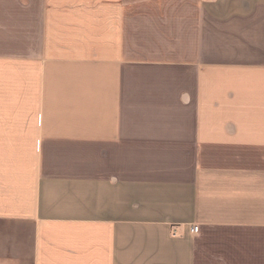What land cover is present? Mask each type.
Returning a JSON list of instances; mask_svg holds the SVG:
<instances>
[{"label": "crops", "instance_id": "0c3cea01", "mask_svg": "<svg viewBox=\"0 0 264 264\" xmlns=\"http://www.w3.org/2000/svg\"><path fill=\"white\" fill-rule=\"evenodd\" d=\"M0 264H264V0H0Z\"/></svg>", "mask_w": 264, "mask_h": 264}, {"label": "built area", "instance_id": "2783aa9c", "mask_svg": "<svg viewBox=\"0 0 264 264\" xmlns=\"http://www.w3.org/2000/svg\"><path fill=\"white\" fill-rule=\"evenodd\" d=\"M198 231V226L197 225H192L191 228H190V232L191 233H197Z\"/></svg>", "mask_w": 264, "mask_h": 264}]
</instances>
